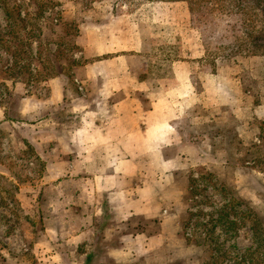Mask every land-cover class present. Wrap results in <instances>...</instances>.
I'll list each match as a JSON object with an SVG mask.
<instances>
[{
	"label": "crops",
	"instance_id": "obj_1",
	"mask_svg": "<svg viewBox=\"0 0 264 264\" xmlns=\"http://www.w3.org/2000/svg\"><path fill=\"white\" fill-rule=\"evenodd\" d=\"M92 34L90 60L69 75L11 82L0 96L12 146L31 147L48 166L38 207L49 232L37 240V264H192L199 248L182 232L191 163L205 160L207 127L223 109L236 122L252 114L249 93L205 74L199 57L143 80L130 65L144 49L140 24Z\"/></svg>",
	"mask_w": 264,
	"mask_h": 264
},
{
	"label": "rangeland",
	"instance_id": "obj_2",
	"mask_svg": "<svg viewBox=\"0 0 264 264\" xmlns=\"http://www.w3.org/2000/svg\"><path fill=\"white\" fill-rule=\"evenodd\" d=\"M112 22L140 24L144 49L130 65L143 80L166 62L199 57L205 74L249 93L252 114L236 122L223 109L207 127L206 158L191 163L183 192L182 232L199 248L192 264H264V0H0V96L11 82L69 75L90 60L93 29ZM6 133L0 128V264H37V240L49 232L41 221L50 214L38 207L48 166Z\"/></svg>",
	"mask_w": 264,
	"mask_h": 264
},
{
	"label": "built area",
	"instance_id": "obj_3",
	"mask_svg": "<svg viewBox=\"0 0 264 264\" xmlns=\"http://www.w3.org/2000/svg\"><path fill=\"white\" fill-rule=\"evenodd\" d=\"M79 90H80V88H79ZM81 91V90H80Z\"/></svg>",
	"mask_w": 264,
	"mask_h": 264
}]
</instances>
